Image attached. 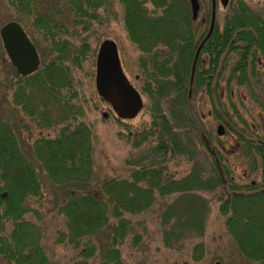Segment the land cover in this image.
I'll list each match as a JSON object with an SVG mask.
<instances>
[{"label": "trees", "instance_id": "trees-1", "mask_svg": "<svg viewBox=\"0 0 264 264\" xmlns=\"http://www.w3.org/2000/svg\"><path fill=\"white\" fill-rule=\"evenodd\" d=\"M5 1L7 20L25 29L40 66L25 77L12 66L0 79V99L40 130L58 128L30 148L51 182L68 190L55 208L61 227L54 241L75 251L71 264H128L122 247L127 241L137 247L145 234V220L134 224L131 216L147 212L157 198L165 199L159 224L166 248L181 250L185 241L204 237L214 205L241 255L264 264V128L241 114L231 91L246 88L264 114V8L232 0L208 32L191 18L188 0ZM115 2L140 53L137 89L149 117L140 129L115 118L127 130L119 134L136 150L125 160L128 175L118 178L95 176L93 131L78 120L84 98L74 73L90 53L89 38L113 19ZM198 101L235 134V153L259 179L235 177L234 153L212 144ZM16 132L0 116V194L7 192L0 197V258L6 264H58L48 255L39 216L27 205L41 197L42 186ZM182 163L187 168L176 177L172 169ZM202 255L197 242L193 258Z\"/></svg>", "mask_w": 264, "mask_h": 264}, {"label": "rangeland", "instance_id": "rangeland-1", "mask_svg": "<svg viewBox=\"0 0 264 264\" xmlns=\"http://www.w3.org/2000/svg\"><path fill=\"white\" fill-rule=\"evenodd\" d=\"M222 14L223 10L220 9L219 21L222 20ZM111 16L113 19L107 25L102 26L95 36L89 38L90 53L83 62L82 68L74 73L76 82L78 81L76 88L81 96L80 98H84L83 103L79 101L82 104L84 115L82 118L79 117L78 120H83L93 131L95 176L118 178L128 175L130 168L125 164V160L135 154L136 150L132 149L130 144L126 142L125 137L119 134L120 131L127 133V130L117 122L115 113L100 100L96 92L95 63L99 44L105 39L116 42L123 71L136 88H139L140 85V81L136 77L140 78L141 69L138 62L140 53L131 43L124 30L122 8L119 3L115 2L113 5ZM8 17L11 16L6 1L0 0V26L8 21ZM7 71H12V65L0 40V79ZM231 91L232 99L241 114L246 116L250 123L259 124L260 127L264 128V114L251 100L247 89L234 85ZM143 99L145 101V98ZM196 104L199 107L198 111L202 115L203 121L212 132V144L221 150H229L230 153H234L231 155V159L236 165L235 177L243 183L259 179L256 175L249 173L245 157L237 155L239 154L238 142L235 134L228 130L223 123L212 118L207 104L200 101ZM104 112L108 113L107 117H102ZM0 116L9 120L16 128L18 138L24 146L23 151L33 160L36 166L37 176L42 186L41 197L38 199L32 198L27 202V205L34 209L35 216L40 218L41 232L46 238V245L49 248L47 250L48 255L58 264H71L72 258L76 254L75 251L69 246L57 244L54 241L55 231L61 227V217L55 214V208L66 199L68 190L58 188L51 182L41 168L39 161L32 157L33 151L30 148L39 135L52 137L57 134L58 128L40 130L33 122L15 109L6 97L0 99ZM148 119V115L140 111L135 118L123 121L133 129H140ZM218 124L224 125L225 133L222 136L216 134ZM185 168H187L185 163L176 165L172 169L173 174L179 177ZM157 201V204L147 212L137 215V217L131 216L134 224L138 219L145 220V234L137 247H132L130 241H127L122 247L123 257L128 264H214L216 261L221 264H258L244 258L235 247L231 237L226 232L223 218L218 214L214 205L208 216V225L204 237L185 241L181 250L166 248L162 242L159 224V214L165 199L159 200L157 198ZM136 229L144 231L143 228L138 226ZM98 239L104 241L106 235L100 233ZM197 242L203 244V255L199 260L193 258V246ZM0 264L6 263L0 258Z\"/></svg>", "mask_w": 264, "mask_h": 264}, {"label": "water", "instance_id": "water-1", "mask_svg": "<svg viewBox=\"0 0 264 264\" xmlns=\"http://www.w3.org/2000/svg\"><path fill=\"white\" fill-rule=\"evenodd\" d=\"M192 18L196 19L199 9L198 0H190ZM215 2L213 0L214 24ZM0 39L8 60L15 68L17 74L28 76L36 72L40 66L38 51L22 25L16 20H10L0 27ZM95 89L104 102H106L119 119L129 120L136 117L143 109V98L138 89L125 75L118 54L117 44L114 40L105 39L98 47L95 63ZM108 113H102L107 117ZM225 133L224 125L218 124L216 134ZM7 192L0 194L5 198ZM214 264H221L216 261Z\"/></svg>", "mask_w": 264, "mask_h": 264}, {"label": "flooded vegetation", "instance_id": "flooded-vegetation-1", "mask_svg": "<svg viewBox=\"0 0 264 264\" xmlns=\"http://www.w3.org/2000/svg\"><path fill=\"white\" fill-rule=\"evenodd\" d=\"M231 1L232 0H214V2H215V9H214V11L215 12H214V24H213V28L215 26V20H216V18L219 17V11H220V9L223 10V14H222V17H223L225 15L226 11L228 10ZM243 1L246 2L248 4V6L251 7L252 9L264 8V0H253V1L252 0H243ZM188 3H189L190 14H191V18H192V6H191V3H190V0H188ZM198 3H199V9H198V12H197V17H196V19H193V18L192 19L194 21L200 22V24L202 26H204V27L207 25L208 26V32H210L211 24H212V20H213V0H198ZM207 22H209V24H207ZM220 22L221 21H219V23ZM213 28H212V30H213ZM136 79H139V77L137 76Z\"/></svg>", "mask_w": 264, "mask_h": 264}]
</instances>
